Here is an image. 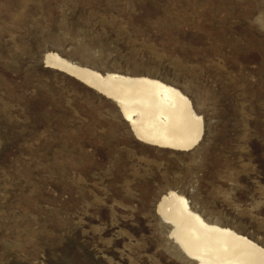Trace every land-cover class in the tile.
<instances>
[{
  "label": "rangeland",
  "instance_id": "1",
  "mask_svg": "<svg viewBox=\"0 0 264 264\" xmlns=\"http://www.w3.org/2000/svg\"><path fill=\"white\" fill-rule=\"evenodd\" d=\"M46 53L179 89L201 142H139ZM168 191L264 248V0H0V264H195Z\"/></svg>",
  "mask_w": 264,
  "mask_h": 264
},
{
  "label": "bare ground",
  "instance_id": "2",
  "mask_svg": "<svg viewBox=\"0 0 264 264\" xmlns=\"http://www.w3.org/2000/svg\"><path fill=\"white\" fill-rule=\"evenodd\" d=\"M43 61L45 67L111 100L139 142L175 152H189L201 142L203 119L179 89L147 77L100 74L56 53H46ZM156 214L169 226L168 238L195 264H264V248L230 228L206 221L175 191L160 197Z\"/></svg>",
  "mask_w": 264,
  "mask_h": 264
}]
</instances>
